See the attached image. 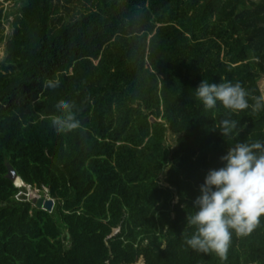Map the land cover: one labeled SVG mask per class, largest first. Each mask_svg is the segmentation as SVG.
Segmentation results:
<instances>
[{
	"label": "trees",
	"instance_id": "obj_1",
	"mask_svg": "<svg viewBox=\"0 0 264 264\" xmlns=\"http://www.w3.org/2000/svg\"><path fill=\"white\" fill-rule=\"evenodd\" d=\"M71 1L0 9V264H264V221L234 234L223 261L183 242L208 172L235 142L264 141V111L229 117L195 94L204 80L262 95L264 0ZM64 101L81 128L57 134ZM225 118L233 137L216 129Z\"/></svg>",
	"mask_w": 264,
	"mask_h": 264
},
{
	"label": "clouds",
	"instance_id": "obj_2",
	"mask_svg": "<svg viewBox=\"0 0 264 264\" xmlns=\"http://www.w3.org/2000/svg\"><path fill=\"white\" fill-rule=\"evenodd\" d=\"M43 86L54 90L59 87V81L47 79ZM195 94L205 109L214 110L220 104L228 110L229 117L248 109L254 113L264 111V95L250 97L240 83L217 84L203 80ZM74 107L70 101L57 104L59 115L51 120L57 134L81 128ZM216 129L224 138L233 137L240 124L225 118ZM221 161L222 167L206 175L192 211L186 214V228L191 231L183 233V242L197 253L215 254L223 261L234 234L246 236L264 221V141H237Z\"/></svg>",
	"mask_w": 264,
	"mask_h": 264
},
{
	"label": "rangeland",
	"instance_id": "obj_3",
	"mask_svg": "<svg viewBox=\"0 0 264 264\" xmlns=\"http://www.w3.org/2000/svg\"><path fill=\"white\" fill-rule=\"evenodd\" d=\"M94 0H72L70 3H65V6L68 9H72L75 8L77 10H79L81 12V10H83L84 8H89L90 7V2H93ZM252 1H258V0H252ZM64 4V3H63ZM21 6L20 4V0H0V9H2V11L7 14V13H12L15 11V9L19 8ZM62 11V15L66 16V13L63 9H61ZM73 13L71 12L70 15H72ZM12 21V16L8 17V22L10 23ZM11 32L10 26L9 24H7V22L4 21L3 23V36L7 37L8 34ZM4 57V43L0 44V61L3 59ZM259 87H260V91L262 93V95H264V76L261 77V79L258 82ZM174 137L170 136V134H167V138H166V144L173 146L174 145ZM17 180V179H16ZM15 180V181H16ZM161 184L162 183V178H161ZM15 185V182H14ZM163 186H166L165 184H163ZM19 195L21 196H26L27 199L32 200V199H36L39 197H45L47 198V196H40V194L38 193V191L32 190L29 187H26L24 189V192L21 191L19 193Z\"/></svg>",
	"mask_w": 264,
	"mask_h": 264
},
{
	"label": "water",
	"instance_id": "obj_4",
	"mask_svg": "<svg viewBox=\"0 0 264 264\" xmlns=\"http://www.w3.org/2000/svg\"><path fill=\"white\" fill-rule=\"evenodd\" d=\"M6 168H7V172H8L7 173V178L9 180L15 182V180L18 179L16 177L15 171L8 164H6ZM34 206L37 209L45 210V211H47V212L50 213L53 210L54 201L52 199L48 198V197L47 198H45V197H43V198L42 197H39V198H36L35 199V205ZM67 237H68V235H67Z\"/></svg>",
	"mask_w": 264,
	"mask_h": 264
},
{
	"label": "bare ground",
	"instance_id": "obj_5",
	"mask_svg": "<svg viewBox=\"0 0 264 264\" xmlns=\"http://www.w3.org/2000/svg\"><path fill=\"white\" fill-rule=\"evenodd\" d=\"M15 184L17 186H24V184L22 183V181L19 178L15 181Z\"/></svg>",
	"mask_w": 264,
	"mask_h": 264
}]
</instances>
